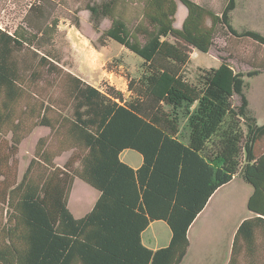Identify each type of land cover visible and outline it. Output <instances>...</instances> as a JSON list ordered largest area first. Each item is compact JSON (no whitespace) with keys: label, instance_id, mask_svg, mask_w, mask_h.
Listing matches in <instances>:
<instances>
[{"label":"trees","instance_id":"trees-1","mask_svg":"<svg viewBox=\"0 0 264 264\" xmlns=\"http://www.w3.org/2000/svg\"><path fill=\"white\" fill-rule=\"evenodd\" d=\"M186 14L174 25L177 0H91L85 4L94 29L101 19L110 38L141 58L128 96L105 85L98 89L68 74L62 107L55 119L43 113L37 125L62 132L72 149L62 166L39 148L21 178L12 167L23 118L16 106L23 93L13 54L24 46L39 49L52 41L57 20L39 21L30 5L24 24L0 28V264H179L187 251V231L210 196L235 175L250 184L246 207L253 213L238 226L229 264L240 253L253 255L257 233L264 236V123L249 109L245 76L225 60L200 69L195 81L183 74L192 49L206 53L217 29L264 46V35L231 24L235 0L219 13L194 0H179ZM138 6V15L126 13ZM48 55V54H47ZM38 64L52 66L47 56ZM239 103H233V96ZM44 112L49 109L43 106ZM62 113V114H61ZM57 126H55V123ZM42 141V140H41ZM142 156L134 169L121 151ZM36 157L43 164L32 172ZM97 190L92 208L74 217L68 199L74 178ZM171 231L169 243L151 250L141 241L152 221Z\"/></svg>","mask_w":264,"mask_h":264},{"label":"rangeland","instance_id":"rangeland-1","mask_svg":"<svg viewBox=\"0 0 264 264\" xmlns=\"http://www.w3.org/2000/svg\"><path fill=\"white\" fill-rule=\"evenodd\" d=\"M89 1L91 0H0V28L8 32H13L18 24L25 25L24 18L32 4L40 6L39 21L49 24L53 19L57 20L51 43L47 42L39 49L24 46L13 54L23 88L16 106V114L24 121L23 129L20 131L18 150L12 159L17 180L35 158L39 148L50 153L52 163L56 166H62L72 153L70 147L61 144L62 129L55 132L48 126L36 124L43 113L52 120L59 112L68 114V110L61 105L68 74L98 89H103L105 85L113 86L125 96L129 94L128 79L139 75L142 62L140 57L114 40L100 37L110 25V20L103 18L98 29L93 28L89 12L85 9V4ZM194 1L216 13L222 10L226 2ZM235 1L236 6L230 13L233 27L237 30H254L264 35V0ZM138 10V6L132 4L127 7L126 13L137 16ZM184 14L185 7L177 0L175 26L180 27ZM39 56H47L53 65H39ZM223 60L237 72L258 70L257 75L245 76V94L257 123H264V46L250 38L232 36L219 28L206 53L191 50L183 74L188 80L195 81L200 69L217 67ZM233 103H239L237 95L233 96ZM43 106H48L49 109L44 112ZM10 136V130L4 128L0 131V140L9 141ZM129 152L132 154L131 160L140 158L137 152ZM36 160L33 173L43 164L41 159L36 157ZM251 191V185L235 175L220 190L208 210L193 224L189 232L190 258L196 264H210L212 261L223 264L235 225L241 218L252 216L246 207ZM95 192L85 182L74 178L68 200V208L74 217H81L89 211ZM4 217L5 211L0 206V225ZM238 264H264L263 235L257 233L253 255L243 253L238 257Z\"/></svg>","mask_w":264,"mask_h":264},{"label":"crops","instance_id":"crops-1","mask_svg":"<svg viewBox=\"0 0 264 264\" xmlns=\"http://www.w3.org/2000/svg\"><path fill=\"white\" fill-rule=\"evenodd\" d=\"M128 150L130 151V149H125V150L121 151V153H120V159L124 163H126L129 166H131L132 168L136 169L142 163V156L138 153L140 155L139 156L140 158H136L135 160H131L130 157H131L132 154ZM225 185H223V186H221V187H219L218 189L215 190V192L208 199V201H207L206 205L204 206V208L200 211V213L195 218V221H193V223L189 227V229L187 231V238H188V242H189L188 243V247H187V251H186V254H185L183 260L179 264H196L190 258V239H189V232H190L193 224L197 221V219L201 215H203V213H205L206 210H208V208L210 207V204L213 203L214 199L216 198V196L218 195V193L220 192V190L223 189V187ZM92 189L95 190L94 188H92ZM95 191L96 192L93 195V200L91 202L90 209L92 208V206L94 205L96 199L99 196V192L97 190H95ZM67 205H68V203H67ZM250 214L253 216V213L251 211H250ZM252 216H250V217H252ZM250 217H248V218H250ZM246 218L247 217L241 218L238 221V223L235 225L233 231L231 232V235H230V238L231 239H230V243H229V245L227 247L226 257H225V260L223 261V264H229V260H230L231 253H232V243H233V239H234L235 233L237 231V228H238L239 224L244 219H246ZM170 238H171V231H170L169 227L167 226V224L165 222L159 221V220L158 221H152V222H150L149 225L141 233V241H142L143 245L146 246L147 248L151 249V250H156V249H159L161 247L166 246L169 243ZM242 254L243 253H240L237 256V263L236 264H238V257H240ZM220 263L221 262H219V261H215V262L212 261L210 264H220Z\"/></svg>","mask_w":264,"mask_h":264}]
</instances>
